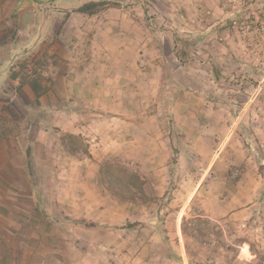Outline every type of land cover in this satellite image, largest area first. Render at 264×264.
Returning a JSON list of instances; mask_svg holds the SVG:
<instances>
[{
    "label": "rangeland",
    "instance_id": "obj_1",
    "mask_svg": "<svg viewBox=\"0 0 264 264\" xmlns=\"http://www.w3.org/2000/svg\"><path fill=\"white\" fill-rule=\"evenodd\" d=\"M89 1L101 0H19L0 23V177L12 178L9 184L0 181V193H13V211L0 215L6 233L0 235V254L14 256V247L10 251L4 245L6 239L20 250L18 243L38 238L63 252L72 251L70 244L78 237L81 247L89 244L88 250L99 252L108 264H264V33H241L233 24L260 15L263 8L245 9L230 19L231 31L217 41L224 45L238 37L237 45L230 43L233 48L217 61L216 73L207 72L212 63L196 59L195 53L189 64L170 53L171 64L182 61L185 66L175 74L180 81L187 75L185 88L176 87L180 82L173 79L162 82L135 120L137 129L163 128L165 135L140 137L143 144L132 151L129 137L109 131L113 125L106 121L102 146L107 148L91 155L88 147L102 135L89 127L98 122L93 121L94 105L69 98L68 82L92 79L89 66L102 55L100 33L108 27L114 33L122 30L106 25V19L137 12L139 18L144 9L134 8L132 0H102L107 4L93 14L76 11ZM222 1L246 7L238 0ZM146 10L152 15L150 7ZM141 26L143 36L151 35L150 25ZM26 57L33 59L30 66L42 71L49 87L38 104L27 85L19 86L20 77H10ZM168 58L164 56L163 66L170 65ZM182 91L188 98L180 109L175 101ZM69 108L77 109V117L70 116ZM69 134L83 144L79 154L70 153L72 144L62 142ZM164 138L162 149L148 144ZM133 175L139 177L140 188L132 184ZM75 179L87 182L97 195L88 219L69 215L67 201L61 206L56 202L55 195L72 189ZM23 192L33 198H20ZM204 218L209 225L200 224L198 234L193 224ZM33 243L24 244L25 254H43Z\"/></svg>",
    "mask_w": 264,
    "mask_h": 264
},
{
    "label": "crops",
    "instance_id": "obj_2",
    "mask_svg": "<svg viewBox=\"0 0 264 264\" xmlns=\"http://www.w3.org/2000/svg\"><path fill=\"white\" fill-rule=\"evenodd\" d=\"M115 1L120 2V0ZM143 1L145 2V0ZM18 2L19 0H0V23L8 16V13H11L18 6ZM132 2L136 9L143 7L144 14L142 17L138 18L139 12H137V14H133L131 17L122 14L119 17L120 19H106V25L117 24V26L120 25L122 30L119 31V28L116 27L118 31L114 33L113 30L106 27V31L104 30L100 33V40L102 42L100 62H94V64L89 66L90 69L87 68L90 72H94L92 79L82 80L81 78L78 81L70 80L68 82L69 98L77 100L80 103L82 102L86 106L87 104L94 105L95 110L93 115L95 117L93 121L98 122L89 127L95 126L97 130L101 131L102 135H99L100 137L97 136L96 142L88 147L89 154L91 155L94 150H105L107 148L102 146V142L105 141L103 129L106 121H111L113 125V127H110L112 126L110 124L106 125L110 127L109 131L112 133L119 131L120 135L129 137L130 142L127 143V146H130L129 148L132 151L141 146L140 144H143L140 137L165 135L166 130L163 128L150 130L137 129L135 120L142 106L149 105L158 93L162 82L173 79L175 83L180 82L176 84V87L180 85L181 88H185V81H188L186 80L187 75H185V81L178 80L181 75L179 78H175V74L178 71L184 72L183 68L185 66L182 61L175 64L172 61L171 64L170 53L175 51L179 59L181 56L185 57L183 58L186 60L185 64L193 61L190 56L195 53L196 59L212 63L206 67L207 72L216 73L217 70H220L217 61L225 57L224 53L230 54L229 50L233 48L230 47V43L231 45H237L236 41L238 37L236 39L235 37L233 38L234 42L230 40V42L227 41L224 45L219 44L217 38L222 37L228 29L229 32L231 31L227 26L230 24V19L239 16L245 9H250L254 12L255 8L261 5H258L260 0H258L257 4L254 2H243L246 6L245 8H241V3L238 5L223 4L222 0H149L150 5L146 3L142 4L140 0H132ZM146 6L150 7L152 15L148 13ZM112 7L110 5L107 7L109 13H112ZM192 24L194 26L197 24L198 26L196 25V27L198 28L190 30V28H193V26L191 27ZM141 25L145 27L150 25L148 28L151 30V35L146 34L143 36L145 32L142 30ZM167 41L170 43L169 46L168 44L166 45ZM164 56L166 58L169 57V60H167L170 62V65H162ZM175 59L176 56L174 57V62H176ZM252 68L249 67L247 71L252 72L250 70ZM194 70L203 71L201 69ZM98 74H100V78H97ZM1 76L2 74H0ZM194 76L200 78L202 75ZM209 76L211 77V75ZM3 78L1 77L0 81L4 80ZM197 83L200 86V83ZM187 98L188 92L182 91L179 93L175 101L178 108L181 109L184 106V99ZM69 112L71 113L70 116L77 117L78 115L76 108H69ZM203 114L206 116L208 113L204 112ZM177 115L183 117V113L181 112L177 113ZM165 140V138L160 140L152 139L148 144L152 148L157 149L160 147L162 149ZM156 155L157 151L153 156ZM153 161H158V159L154 158ZM7 162L5 164L9 165ZM25 164L27 167L28 161ZM162 168L163 166L160 169ZM0 181L1 183L9 184L12 178L10 175H2ZM76 181L77 179L73 182L74 186L72 189L69 187L70 190L64 191L63 195H55L56 202L61 206V201H67L69 215L75 218L82 216L88 219L92 211L89 210L90 205L97 198V195H94L88 189L87 182ZM69 184H71V181H69ZM79 185L80 187H77ZM4 194L0 193V215H8L13 211L12 202H9V198H13V193H10V195L8 193ZM18 195L20 198H33V195L30 193L23 192L18 193ZM99 210L104 212L103 208ZM99 210L95 209V211ZM90 227L95 229L96 226L91 225ZM74 228L77 229V225H74ZM71 229L70 227L69 230L71 231ZM86 229L88 231H96L89 228ZM22 230L23 232L29 231L27 228ZM0 232L3 233V235L0 233L1 236L6 237V233L1 228ZM33 242L37 244V247L44 249L43 254L34 256H27L25 254L27 246H24V244H34ZM25 243L23 244V241L18 243L20 246L19 250L16 245L6 239L4 245L10 251L14 247V256L10 255L7 257L5 254H0V264H108L107 260L103 256H100L99 252L88 250L90 248L87 247L88 243L86 248L85 246L81 247V240H78V237H74L72 244H70L72 251L62 252L58 245H44L38 238L33 239L32 242L28 239ZM109 264L117 263L114 260L109 261Z\"/></svg>",
    "mask_w": 264,
    "mask_h": 264
},
{
    "label": "trees",
    "instance_id": "obj_3",
    "mask_svg": "<svg viewBox=\"0 0 264 264\" xmlns=\"http://www.w3.org/2000/svg\"><path fill=\"white\" fill-rule=\"evenodd\" d=\"M107 2L106 1H89L86 2L84 4H82L81 6L77 7L76 11L78 12H82V13H87V14H93L95 13L99 7L101 5H106ZM33 59H31L30 57H26L24 58L23 61L19 62L16 65V69L15 67H13L11 73H10V77L13 80H17L19 77L22 79V81L19 82V86H23V85H27L31 92L34 95V102L36 104L39 103V98L44 95L45 93H47V91L49 90V87L44 85L43 83V73L41 70L37 69L36 67H31L30 63L32 62ZM32 65H34V63H32ZM19 87V88H21ZM69 140L71 142H69ZM62 142L67 146H69L70 144H72V147L70 146V148L68 149L70 151V153L72 154H79L81 152L80 148H82L83 144L81 143V141L78 139L77 136L74 135H67L64 136L62 138ZM30 147H28L26 149V154L29 157L30 155ZM85 152V151H84ZM28 166L31 169L32 167V163L30 161H28ZM133 179V185H135L136 187L140 188L141 186V181L139 179V177L137 175H133L132 177ZM141 191V190H140ZM139 199V198H136ZM184 218V217H183ZM184 222V220H183ZM210 220L208 218H204L202 220H199V222H196L193 224L192 229L196 232H198V234H202L201 233V227L200 224L203 223V225L205 227H207V225H209ZM186 222L183 223V225H185ZM207 230V228H205ZM182 231L185 233V226L182 227Z\"/></svg>",
    "mask_w": 264,
    "mask_h": 264
},
{
    "label": "built area",
    "instance_id": "obj_4",
    "mask_svg": "<svg viewBox=\"0 0 264 264\" xmlns=\"http://www.w3.org/2000/svg\"><path fill=\"white\" fill-rule=\"evenodd\" d=\"M226 1L233 2L237 0H226ZM238 1L249 2V3L255 2V0H238ZM256 3H257V0H256ZM259 4H261L260 6L261 8H263V11L261 12L260 15L258 14L253 15V18L249 19L248 21L233 20V24L240 30L241 33H244L247 30L264 33V2H260Z\"/></svg>",
    "mask_w": 264,
    "mask_h": 264
}]
</instances>
